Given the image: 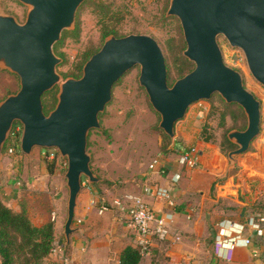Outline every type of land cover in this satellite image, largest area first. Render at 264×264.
Masks as SVG:
<instances>
[{"label":"water","instance_id":"water-1","mask_svg":"<svg viewBox=\"0 0 264 264\" xmlns=\"http://www.w3.org/2000/svg\"><path fill=\"white\" fill-rule=\"evenodd\" d=\"M20 1L31 7L24 23L0 10V64L20 78V89L0 103V155L20 122L24 154L31 155L35 147L55 148L67 159V244L73 232L81 231L74 221L83 178L90 184L100 181L91 167L90 131L101 126L99 117L115 84L134 66L140 65V84L161 116L160 127L172 138L190 106L215 93L241 106L247 116L245 129L227 134L237 145L228 154L230 167L260 134L261 101L247 89L241 72L226 64L218 37L223 35L244 52L252 75L264 85V0H171L168 14L180 19L187 44L184 55L195 63L190 72L170 85L165 55L154 37L112 34L84 64L81 77L61 83L58 102L48 114L43 95L61 81L57 66L64 62L55 46L65 30L75 27L77 12L87 0Z\"/></svg>","mask_w":264,"mask_h":264},{"label":"rangeland","instance_id":"rangeland-1","mask_svg":"<svg viewBox=\"0 0 264 264\" xmlns=\"http://www.w3.org/2000/svg\"><path fill=\"white\" fill-rule=\"evenodd\" d=\"M170 2L171 0L85 1L77 12L75 27L65 30L73 31L79 27V34L67 36L62 46L55 48L57 55H64L61 56L64 62L57 66L61 81L43 98L48 104L45 112L48 114L52 106H56L61 83L68 78H76L75 75L80 73L77 66L84 54L103 46L107 39L103 37L106 27L115 28L120 36L135 33L154 37L169 65L170 85L190 72L195 63L184 55L187 44L183 28L177 16L168 14ZM101 4L105 9L100 8ZM30 8L20 0H0L1 12L14 16L20 23L26 21ZM218 42L226 64L241 72L247 89L261 101V132L248 150L257 152L260 145L264 146V85L252 75L241 49L232 47L223 35L218 37ZM139 76L140 65H137L115 84L112 99L100 114L101 126L92 129L88 138L91 167L100 177V181L93 184L95 192L101 201L108 203L129 192L137 191L139 178L148 170L150 162L160 154H172L173 142L186 147L195 146L203 152L204 149L196 146L197 142L203 136H209L211 143L220 148L230 164L228 154L237 145L228 139L227 134L233 126H247V116L243 108L238 104L227 106L221 95L215 93L211 99L190 106V117L187 113L185 118L176 123V135L172 138L160 127L161 116L153 108L146 89L140 84ZM19 89V76L0 64V103ZM54 94L57 97L56 102L53 99ZM22 131L23 126L18 122L0 155V195L13 208L22 202L21 198L25 200L24 194L33 192L31 195L36 197V193L42 192L35 185L30 186L31 180L36 176L44 184L54 188L57 182L66 180L68 168L66 158L59 155L57 160L49 161L42 157L39 147H35L31 155L24 154L21 150ZM228 141L233 145L228 144ZM10 148H14V152H10ZM235 170L234 168L231 172ZM84 179L86 184H82L80 197L88 183L86 177ZM5 188H9V191L13 189L14 199H8Z\"/></svg>","mask_w":264,"mask_h":264},{"label":"crops","instance_id":"crops-1","mask_svg":"<svg viewBox=\"0 0 264 264\" xmlns=\"http://www.w3.org/2000/svg\"><path fill=\"white\" fill-rule=\"evenodd\" d=\"M190 112L191 109L189 117ZM196 146L204 149L199 167L191 169L180 164L178 151L186 146L173 142V153L161 154V164L167 173L148 169L139 178L138 190L129 192L143 195L158 214H173L168 237L155 239L140 264L264 263V223L260 228L250 223L264 208V146L260 145L257 152L248 151L238 158L237 155L236 165L232 167L211 141L200 139ZM174 175L179 176L177 182L172 181ZM146 178L171 188L175 205L145 194L142 187ZM34 185L43 193H36V197L31 195L33 192L24 194L25 200L21 198L22 202L14 209L19 210L25 204L31 220L38 226L54 221L55 246L63 250L51 253L43 264H120L121 252L127 246H137V233L130 226L125 209L100 214L97 208L89 207L90 198L98 197L95 186L89 182L83 196L78 197L75 213L74 227L81 231L73 232L67 244L64 235L69 198L67 181L57 182L52 188L36 176L30 182V186ZM5 190L9 193L8 199H14L13 189ZM221 228L227 230V235L241 231V236L250 238L251 243L236 247L231 258L226 244L220 256L216 240Z\"/></svg>","mask_w":264,"mask_h":264},{"label":"built area","instance_id":"built-area-1","mask_svg":"<svg viewBox=\"0 0 264 264\" xmlns=\"http://www.w3.org/2000/svg\"><path fill=\"white\" fill-rule=\"evenodd\" d=\"M19 129H22V127ZM41 150L42 157L49 161L57 160L60 155L59 151L55 148H41ZM10 152H14V148H10ZM202 155V151L195 146L180 148L178 151L180 164L191 169L201 164ZM148 169L159 174L167 173L166 167L161 164V154L150 162ZM178 180L179 176L176 177L174 175L172 181L177 182ZM142 188L145 194L151 197L161 198L169 205H175L171 188L154 184L148 178L144 180ZM89 207L97 208L100 214L105 212L115 213L125 209L128 214L130 226L136 230L137 246L142 255H146L150 251L155 239L164 240L170 233L173 214L169 212L158 214L143 195L127 193L122 198H117L111 203L101 201L99 198L93 196L90 198ZM250 223L254 228H260L262 223H264V212L254 216L250 220ZM241 233V231L230 232V235H227V230L221 228L216 240V251L218 255L222 256L221 251L226 244L229 245L228 258L232 257V251L236 247L241 244L245 246L249 245L251 239L242 237ZM62 250L61 247L55 246L52 253H57Z\"/></svg>","mask_w":264,"mask_h":264},{"label":"trees","instance_id":"trees-1","mask_svg":"<svg viewBox=\"0 0 264 264\" xmlns=\"http://www.w3.org/2000/svg\"><path fill=\"white\" fill-rule=\"evenodd\" d=\"M100 8L105 9L103 4ZM79 34V27L73 31H64L62 39L56 44L55 48L61 47L67 36H77ZM118 35L115 28L106 27L103 37L107 38L109 35ZM99 50V49H98ZM96 51H87L80 64H78V72L76 78L82 76V69L87 60ZM60 56H64L62 53ZM169 65H167V68ZM182 77V76H181ZM51 93L46 92V94ZM54 92L52 91V94ZM54 102L57 97L53 95ZM44 101V109L47 111L48 104ZM227 106L237 105L236 103H227ZM55 105L52 106L54 109ZM243 116V115H242ZM18 122L14 124L13 131ZM233 128L245 129L241 126H233ZM230 130V129H229ZM203 136V134H202ZM203 139L211 141L209 136H203ZM89 143V142H88ZM233 145L230 141L227 142ZM89 146V144H88ZM85 179L83 178L82 182ZM261 211V210H260ZM264 212V210L262 211ZM56 231L53 220L48 221L42 226H38L31 220L25 204H21L19 210L14 209L8 205L0 195V260L1 264H43L46 258L52 253L55 247ZM142 253L138 246H127L120 254V264H140Z\"/></svg>","mask_w":264,"mask_h":264}]
</instances>
